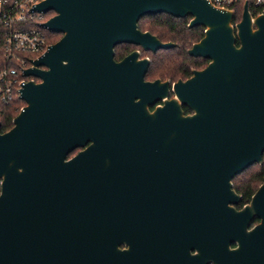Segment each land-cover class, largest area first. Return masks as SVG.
<instances>
[{
  "label": "water",
  "instance_id": "water-1",
  "mask_svg": "<svg viewBox=\"0 0 264 264\" xmlns=\"http://www.w3.org/2000/svg\"><path fill=\"white\" fill-rule=\"evenodd\" d=\"M35 9L53 11L42 27L62 36L23 71L25 104L0 131V264H142L143 239L155 243L175 216L200 207L212 263L264 264V183L249 205L232 206L240 200L232 178L264 152V14L253 16L244 2L233 25L234 11L208 0H42ZM161 13L204 27L187 52L210 62L174 83L169 100L159 80L135 102L102 98L118 43L175 46L138 28ZM88 142L120 149L131 164L109 173L67 159ZM137 175L135 192L106 194L107 178ZM255 215L262 221L247 231Z\"/></svg>",
  "mask_w": 264,
  "mask_h": 264
},
{
  "label": "flooded vegetation",
  "instance_id": "flooded-vegetation-1",
  "mask_svg": "<svg viewBox=\"0 0 264 264\" xmlns=\"http://www.w3.org/2000/svg\"><path fill=\"white\" fill-rule=\"evenodd\" d=\"M233 11L235 18V10ZM53 14L54 12L52 13V15ZM250 14H252V12H250ZM184 18H188L186 22L187 27L190 16ZM234 18L232 21L233 25L235 24V22H237L234 21ZM141 31L149 32L155 35L163 43L170 41L175 44V46L168 49L180 47L178 43L170 39L163 40L152 31L143 29H141ZM235 44L239 45L238 42H236ZM168 49H157L153 51L150 49H145L143 46L137 44L133 45L124 42L118 43L114 48V54L112 57L115 68H113L114 70H112L111 73L107 72L106 74L102 75V98L115 100V97H128L135 102L138 101L141 97L144 98L151 93V89H149L148 86H145V83H152L155 80H159L161 83H168L166 98L169 100L170 98L174 97V83L179 80L185 82L193 75V70H202V68L206 67L210 62V60L208 59L189 55L187 52V48L186 53L189 57L193 59H201L204 61V64L199 67L198 65H193L191 61L177 60L174 61L177 66H171L169 65L170 61L167 62V60L164 59V51H167ZM134 53L136 55L134 56V58L130 59L129 56ZM145 61L147 63L146 65L144 63ZM175 67L177 69L180 68L179 74L176 76L168 74V71L173 72L171 68ZM142 69H144L141 79L142 81L137 82V79L135 80V77L138 76L139 72H141ZM35 80L38 81L37 78H35ZM105 81L107 82V85L105 84ZM163 103L164 98H161L151 105H147V109L151 112L156 106H161L163 105ZM181 109L185 115L192 113V110L189 109L187 105H182ZM116 151L115 149H112L108 146H105L103 148H96L94 146H91L90 142H88L83 146H76L72 148L67 159L76 158V161L80 162L83 165H105L110 168L109 173H117L120 171V166L129 165V163L131 164V162L121 157L123 155V152L120 149L118 150V153ZM263 154L261 160L262 163L257 162V164L262 165L264 163ZM248 168L244 169L243 171H246ZM243 171L232 178V189L234 190L236 195L240 196L239 202L236 204H232L234 209L237 211H240V209H242L245 205H249L251 203L253 195L256 193L259 186L264 183V177L256 183V186H254V184L247 186L244 182H242L240 183L241 186L238 185V190H236V188L234 187V178L239 176ZM255 172L256 171H254V173ZM249 176H251V174H249ZM111 178L112 177L106 179V187L108 190V192L106 193L107 195L131 194L135 192L138 187H141L142 183L140 182L141 179L138 175L134 177H126L124 180H121V178L116 179L115 177H113L112 179ZM244 178L245 177L241 176L238 179L240 181H244ZM246 193L249 194L246 195ZM145 220V217L143 216V214H141L140 226L142 229L145 226ZM261 221L262 218L258 215H255L247 225L246 230L251 231L252 229L257 227L261 223ZM158 233L160 236L156 239L155 243H147L145 239L142 240L140 246L142 264H214L210 260L211 252L209 248V235L207 231V222L202 207H200L199 209L195 208L192 211L190 210L188 213H179V215L173 218L170 233ZM126 247L127 246L124 244L119 246L120 249ZM228 248H230L231 250L237 249L238 241H231L228 244ZM222 250L223 252L226 251V249ZM223 252H220L222 256H224Z\"/></svg>",
  "mask_w": 264,
  "mask_h": 264
},
{
  "label": "built area",
  "instance_id": "built-area-1",
  "mask_svg": "<svg viewBox=\"0 0 264 264\" xmlns=\"http://www.w3.org/2000/svg\"><path fill=\"white\" fill-rule=\"evenodd\" d=\"M42 0H0V33L4 65L0 67V104L17 103L22 83L29 78L23 71L31 67L32 60L47 51L50 43L42 23L47 13L35 9ZM216 8L233 10L236 2L244 1L253 16L264 14V0H208ZM22 106L19 108V110ZM1 111V108H0Z\"/></svg>",
  "mask_w": 264,
  "mask_h": 264
},
{
  "label": "trees",
  "instance_id": "trees-1",
  "mask_svg": "<svg viewBox=\"0 0 264 264\" xmlns=\"http://www.w3.org/2000/svg\"><path fill=\"white\" fill-rule=\"evenodd\" d=\"M243 4L244 1H239L234 3L233 10H235V18L234 21H238L241 18L242 12H243ZM247 6H250V2L247 4ZM53 11H49L46 15L51 16ZM188 18L184 19H178L174 18L171 15L168 14H155L143 17L138 22V27L143 30H149L157 34L161 39L167 40L170 39L180 47L178 48H172L168 49L167 51H164L165 60L169 62V65L171 66H177L174 61L181 60V61H191L193 65H198L199 67L204 64V61L201 59H193L189 57L186 53V49L191 46L193 42L198 41L201 39V37L204 34V27H194V28H187L186 22ZM62 34L60 33H54V32H48V37L51 42H55L58 40ZM173 62V63H171ZM4 65V59H3V50H2V35L0 33V67ZM173 72L168 71V74L172 76H176L179 74V69L171 68ZM167 74V76H168ZM25 102L22 100H18L16 104L14 105H4L0 104V131L5 132L8 129L12 127V120L17 115V112L19 111V108L21 105H24ZM263 162H264V154H263ZM252 167H256L257 170L255 173H250L251 176H249V173L247 171L251 169ZM245 177L243 180L240 181L239 177ZM249 176V177H248ZM264 177V163L262 165L257 164L254 166L249 167L246 171H243L239 176H237L234 181V187L237 189V186L240 185V183L244 182L247 186H250L251 184H254L256 186V183L261 180V178ZM256 180V181H255ZM241 186V185H240ZM250 188V187H249ZM249 192V191H248ZM249 193H246L248 195Z\"/></svg>",
  "mask_w": 264,
  "mask_h": 264
},
{
  "label": "rangeland",
  "instance_id": "rangeland-1",
  "mask_svg": "<svg viewBox=\"0 0 264 264\" xmlns=\"http://www.w3.org/2000/svg\"><path fill=\"white\" fill-rule=\"evenodd\" d=\"M21 106H23V105H21ZM256 167H252L251 169H249L248 171H247V173H254V171H256Z\"/></svg>",
  "mask_w": 264,
  "mask_h": 264
}]
</instances>
